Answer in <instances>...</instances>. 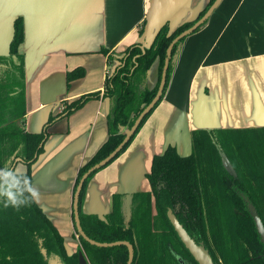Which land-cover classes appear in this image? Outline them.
<instances>
[{
    "label": "crops",
    "instance_id": "0c3cea01",
    "mask_svg": "<svg viewBox=\"0 0 264 264\" xmlns=\"http://www.w3.org/2000/svg\"><path fill=\"white\" fill-rule=\"evenodd\" d=\"M155 1L0 0V55L9 51L15 18L25 16V114L8 123L41 133L53 118L31 175L41 193L37 205L71 255L80 249L73 217L77 174L109 135L110 102L103 93L116 63L101 50L119 54L138 43ZM207 1L166 0L151 41L165 23L172 30L194 19ZM77 68L84 76L68 85V72ZM157 74L155 63L147 73L148 88ZM95 92L99 98L61 116L67 103ZM259 127H264V0H222L207 24L183 41L164 98L130 145L88 182L82 210L110 213L132 168L144 175L137 192L150 191L147 174L154 156L169 145L180 156L190 155L194 130Z\"/></svg>",
    "mask_w": 264,
    "mask_h": 264
},
{
    "label": "trees",
    "instance_id": "16d2710c",
    "mask_svg": "<svg viewBox=\"0 0 264 264\" xmlns=\"http://www.w3.org/2000/svg\"><path fill=\"white\" fill-rule=\"evenodd\" d=\"M214 1L209 0L194 20L185 21L172 30L169 23L162 25L144 53L138 43L119 54L101 50L113 65L116 63L106 79L103 93L110 102L109 135L94 156L79 169L74 192L86 171L123 141L125 130L133 126L138 115L155 97L171 42L193 26ZM145 23L139 30L140 36ZM185 38L174 45L172 56L179 54ZM24 42L25 16L18 15L13 23L9 51L7 55H0V166L17 169L22 164L24 170L18 171L32 179L31 167L43 152L53 118L41 133L26 132L20 123H8L25 114ZM155 63L158 64L157 80L152 88H148L147 73ZM174 65L171 61L161 99L110 163L126 150L164 98ZM84 74L83 68L68 72V85ZM99 97L100 92H95L67 103L61 116H68L87 101ZM191 143L192 152L188 156H180L172 145L162 155L154 156L147 174L151 190L134 195L129 225L124 224L120 194L113 196L111 212L104 216L83 212L86 186L99 170L92 173L84 183L79 200L83 231L100 243L130 242L134 246L132 264H198L168 219L167 212L171 209L196 243L205 244L215 264H264V245L244 200L249 199L255 206L264 225V127L198 129L192 131ZM79 239L83 250L71 255L62 235L37 204L19 211L0 207V264H49L40 251V240L48 258H57L62 264H79L82 251L89 264L128 262L129 251L124 245L99 248L81 237Z\"/></svg>",
    "mask_w": 264,
    "mask_h": 264
},
{
    "label": "water",
    "instance_id": "95a60500",
    "mask_svg": "<svg viewBox=\"0 0 264 264\" xmlns=\"http://www.w3.org/2000/svg\"><path fill=\"white\" fill-rule=\"evenodd\" d=\"M182 2H185V0H181ZM222 0H215L210 7L207 9V11L204 13V15L199 18L193 26L188 28L187 30L183 31L180 35H178L169 45L166 51V58L164 61V66L162 68V74H161V80L158 87V90L156 92L155 97L151 100V102L142 110V112L138 115L137 119L135 120L133 126L130 129L125 130V137L123 141L102 161L95 164L94 166L90 167L86 173L82 176L80 179L76 190L74 192L73 196V217H74V224L78 233V236L84 239L86 242H88L90 245L99 247V248H108V247H114V246H121L124 245L128 248L129 251V258L127 264H132L134 261V246L128 242V241H117L113 243H100L95 240L90 239L86 233L83 231L81 222H80V216H79V200L80 195L84 186L85 181L87 178L97 170H100L101 168L105 167L108 163H110L119 153L120 151L126 146V144L130 141L131 137L135 134L137 131L139 125L141 124L142 120L146 115H148L153 108L156 106V104L159 102V100L162 97L165 85H166V79H167V72L170 66V62L173 63L176 62L178 55L172 56V51L174 45L179 42L181 39L187 37L188 35L194 33L201 25H203L206 21L209 20L213 12L219 7ZM166 7V0H156L151 8V11L149 12V15L146 19V23L144 26V31L142 35L139 38L138 45L141 48L142 52H145V48L149 47L148 43L151 44V35L152 31L155 25V22L157 18L159 17V14L165 9ZM163 9V10H162ZM170 26V25H169ZM144 177L143 173L141 171H136L134 168L130 169L125 177L123 178V185L120 189V195L121 197V213L123 215L124 224L129 225L131 218H132V206H133V200L134 195L137 193L138 186ZM245 203L247 205L248 212L250 216L252 217L256 230L259 234L260 241L264 245V225L261 220V218L258 215V212L255 208V206L249 201V199L244 198ZM168 219L173 226L175 232L177 233L179 239L184 244L185 248L189 251L191 256L194 258V260L198 264H215L213 261V258L210 254V251L206 248L205 244L203 243H196V241L188 234V232L185 230L183 225L179 222L177 217L174 215L171 209L167 212ZM42 241H39V247L40 251L43 255V257L49 261V264H62L59 262L57 258H48V252L43 247ZM79 264H88L85 255L81 252L79 253Z\"/></svg>",
    "mask_w": 264,
    "mask_h": 264
},
{
    "label": "clouds",
    "instance_id": "9594fccd",
    "mask_svg": "<svg viewBox=\"0 0 264 264\" xmlns=\"http://www.w3.org/2000/svg\"><path fill=\"white\" fill-rule=\"evenodd\" d=\"M41 193L30 176L15 167L0 166V207L19 211L23 207L39 204Z\"/></svg>",
    "mask_w": 264,
    "mask_h": 264
},
{
    "label": "rangeland",
    "instance_id": "374dc122",
    "mask_svg": "<svg viewBox=\"0 0 264 264\" xmlns=\"http://www.w3.org/2000/svg\"><path fill=\"white\" fill-rule=\"evenodd\" d=\"M209 1V0H208ZM208 1H207V3H208ZM205 4L204 6H203V8L200 10V11H202L203 9H205V7L208 5V4ZM163 10V9H162ZM199 11V12H200ZM199 12H198V14H199ZM198 14L196 15V17L198 16ZM195 17V18H196ZM194 18V19H195ZM194 19H191V20H194ZM188 21H190V20H188ZM148 45H150V43H148ZM157 76H158V74H157ZM157 80V79H156ZM17 83H18V80H17ZM146 84H147V81H146ZM17 170H20V168H19V166H17ZM75 238H76V240L79 242V246H80V249H82L83 250V247H82V244H81V242H80V239H79V236H78V233L76 232L75 233ZM82 253L85 255V253L82 251ZM85 257H86V255H85ZM86 260H87V257H86ZM88 261V260H87Z\"/></svg>",
    "mask_w": 264,
    "mask_h": 264
},
{
    "label": "flooded vegetation",
    "instance_id": "af4514ba",
    "mask_svg": "<svg viewBox=\"0 0 264 264\" xmlns=\"http://www.w3.org/2000/svg\"><path fill=\"white\" fill-rule=\"evenodd\" d=\"M88 262V261H87ZM88 264H89V262H88Z\"/></svg>",
    "mask_w": 264,
    "mask_h": 264
}]
</instances>
